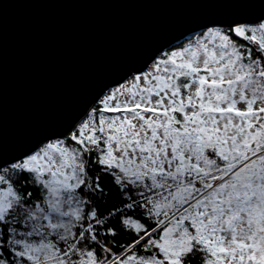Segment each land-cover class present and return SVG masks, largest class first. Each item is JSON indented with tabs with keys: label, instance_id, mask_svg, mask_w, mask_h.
Here are the masks:
<instances>
[{
	"label": "rangeland",
	"instance_id": "1",
	"mask_svg": "<svg viewBox=\"0 0 264 264\" xmlns=\"http://www.w3.org/2000/svg\"><path fill=\"white\" fill-rule=\"evenodd\" d=\"M244 31L246 43L254 40L261 44V52L258 53L264 58V23L245 25ZM181 47L173 57L167 59V63L159 60L160 65L132 75L138 78L129 79L126 85L124 81L123 86L108 90L107 95L97 102L96 108L100 109L98 114H102L100 123L103 131L109 134L110 140L120 144L113 148V162L134 168L139 177L148 167L150 174L157 177L158 172H171L175 164L180 163L184 170L200 175L193 182L202 181L208 187L189 203L197 200L193 208L183 211L181 215L180 211L184 208L172 209L164 201L153 203L161 191L149 192L135 201H128V210L133 204L142 209L153 205L155 209L163 210L159 214L152 206L153 210L143 211L147 218L157 224V228L165 227L163 237L167 241L163 250L168 257L166 264H182L180 251L192 238L203 241L210 249L214 259L208 264H264V86L257 94L251 92L250 69L242 63L241 58L245 52L241 53L237 44L222 30L197 32L183 39ZM198 69L210 70V77L197 75ZM259 72L263 76L264 71ZM189 77L194 78V84L189 89L196 93L191 102L201 105V110L190 108L191 119L186 132L168 129L164 138L163 133L157 130L148 144L144 126L146 90L143 82L148 83L152 93H156L161 92L160 87L171 82L176 84L175 79L182 82ZM179 81L176 82L181 85ZM196 95L203 98L201 102L195 101ZM93 116H87L76 129L93 130ZM255 123L263 128L250 132ZM129 138L133 140L132 149L123 151L124 140ZM92 139L96 140L92 137L89 141ZM63 140H49L33 154L0 170L12 169L13 165L20 163L17 169L30 171L37 184L45 189L48 206L34 204L30 208V218L39 227V232L46 227L52 232L55 223L63 231L72 221H76L74 216L79 214L73 200L77 186L82 182L81 153L75 148L67 150L71 157L68 163ZM253 141L257 147L254 150L250 149ZM144 149L149 153L145 161L141 155ZM204 152L213 156L209 163L215 162V156L220 159V165L206 170ZM10 168L0 173V217L17 201L9 185V178L13 177ZM53 170L61 174L63 180L54 176ZM202 171L205 172L201 174ZM190 175L188 173L186 177ZM71 179L72 185L69 183ZM187 183L183 181L176 188L184 184L188 186ZM163 188L162 191H165L166 186ZM64 192L70 194L66 201H61V193ZM184 221L193 225L194 233L191 230L185 233L184 230L182 236L177 232L176 228L182 227ZM83 229H90V226ZM83 229L80 230L83 232ZM82 232L74 241L56 247L57 253L53 259L70 257L78 248ZM38 237L44 239L41 235ZM46 244L49 245L48 242ZM47 245H26L28 256L36 260L34 264L60 263L44 257L49 247Z\"/></svg>",
	"mask_w": 264,
	"mask_h": 264
},
{
	"label": "water",
	"instance_id": "2",
	"mask_svg": "<svg viewBox=\"0 0 264 264\" xmlns=\"http://www.w3.org/2000/svg\"><path fill=\"white\" fill-rule=\"evenodd\" d=\"M258 23L264 0H0V170L49 140L76 142L101 97L173 44L215 27L243 40Z\"/></svg>",
	"mask_w": 264,
	"mask_h": 264
},
{
	"label": "trees",
	"instance_id": "3",
	"mask_svg": "<svg viewBox=\"0 0 264 264\" xmlns=\"http://www.w3.org/2000/svg\"><path fill=\"white\" fill-rule=\"evenodd\" d=\"M224 32L237 44L241 53L245 52L241 57L242 63L251 70H249L252 81L250 90L257 94L258 90L264 86V74L261 76L262 73L259 72L264 71V58L258 53L261 52L259 51L261 44L251 39L249 43H246V38L243 40L234 39L230 31ZM262 94L264 97V92ZM73 135L76 140L81 139L79 129H75ZM63 141L67 146H70V149L75 148L79 151L78 144H75L71 139ZM88 145L94 156L97 140L92 139ZM204 155L207 159L206 170L215 169L220 165L221 161L217 157L214 156L215 162L209 163V159H212L213 156H210L209 152H204ZM18 165L20 163L13 165L12 169L10 167L4 169L9 171L10 168V172H13L12 179L9 178V185L14 191L17 201L13 202L0 217V262L3 264H34L36 260L28 256L26 245H47L46 242L49 243L47 245L49 247L46 250V256H43L46 259L52 258L51 261H59L58 264H166L168 257L163 250L167 241L163 237L165 227L157 228V224L146 217L143 211L145 209L139 205L134 206L133 204L129 210L121 209V207L128 201H135L149 192L158 191L161 187L160 183L167 181V185L173 189L172 199L171 202L168 201V204L177 210L184 208L180 211L181 215L183 211L193 208L194 203L190 205L189 203L199 195L200 191L203 192L208 187L202 181L193 182V179L200 175L190 170H184L180 163L175 164V168L171 172H163L157 177L150 175L145 180L135 172L132 175V183L117 182L113 174L105 171L99 177L100 192H96L95 189L90 191L91 201L88 203L80 193L81 183L78 184L73 200L75 202L73 205L79 208V214L74 216L76 221H72V224L63 231L57 228L55 223L52 232L48 227L39 232V227H36L30 218L32 213L30 208H33L34 204L48 206L44 195L46 191L37 184L30 171L17 169ZM204 172L202 171L201 174ZM188 173L191 175L186 177ZM183 181H188V186L184 184L177 189L176 186L182 184ZM69 194L61 193V201H66ZM164 197L162 196V198ZM164 204L167 203L164 202ZM113 207H118V210L116 208V211L110 214L109 210ZM119 210L123 211L119 212ZM155 210L159 214L163 212V210ZM88 225H91L90 229H87L90 231L85 232L83 228ZM80 229H83V232ZM176 230L182 236L184 230H186L185 233L188 230L193 233L195 231L189 221H184L182 227L176 228ZM80 231L82 237L77 250L70 257L53 259L57 253L56 247L74 241ZM38 235L44 239L41 240ZM180 253L182 264H208L214 259L208 246L195 238H192Z\"/></svg>",
	"mask_w": 264,
	"mask_h": 264
},
{
	"label": "flooded vegetation",
	"instance_id": "4",
	"mask_svg": "<svg viewBox=\"0 0 264 264\" xmlns=\"http://www.w3.org/2000/svg\"><path fill=\"white\" fill-rule=\"evenodd\" d=\"M220 30L230 31L231 35L233 36V34L231 32L232 29H230V28H215V29L214 28H207V29L200 30V31H220ZM181 42H183V40L176 43V44H173L171 47L165 49L161 54H159L150 63V65L147 68L150 69L151 67L155 66L156 64L160 65L158 63L159 60H164V62L167 63L168 62L167 59L169 60V58L174 56V53L177 50L182 48ZM210 74H211V71H210ZM210 74L209 75H199V76H205V78H208V77H210ZM134 78L136 79V78H138V76H130L129 78H127L124 82L125 85L128 83L127 81L129 79L133 80ZM176 81H179V80L175 79V83L177 85L174 84V82H171V83H169V85H166L164 87H160L161 92H156V93H152L150 88H149L148 83L143 82V88H145V90H146V94H144V100H145V105H146L144 108V112L146 115L145 117L147 118V119L144 118V121H145L144 126L146 125L145 130H146L147 135H148V137H147L148 144L150 142H152L153 134L157 130H158V133H160V132L163 133L164 138L166 137V133H167L168 129L178 131L179 133L186 132L187 125L189 124L190 119H191L190 108L192 107L193 109H195L197 111L201 110V105H198L197 103L191 102L193 100V95L196 94L193 89H192L193 92H192V90L189 89V87H191L194 84V78L189 77V78H186L185 80H183L182 82L179 81V83L181 85H179ZM124 83L120 86L118 85V86H115L111 89L114 90L116 88H119V87L123 86ZM178 88H179V90L180 89L181 90L178 91L177 90ZM167 90L170 92H167ZM106 95H107V93H106ZM202 99L203 98L198 96V95L195 96V101L201 102ZM95 106L97 107V105H95ZM95 106L93 107L92 112L89 114L92 116H93V114H95V116H93L94 117L93 121L95 122L94 129L93 130H91L90 128L82 129L80 131V138L81 139L74 142L75 144H78L79 152L81 153L82 182H81V187H80V193H81L83 199L87 203L91 201L90 200L91 195L89 193L90 191H92V190L94 191V189H95L96 192H100L101 188H100V184H99V182H100L99 177L101 175H103V173L105 171L109 172V174H113V176H114V178H116L117 182L121 181V182H128V183L133 182L132 175L135 173V171L133 170L134 168H131L129 166H125V165L121 164V162H117V163L113 162V160H114V158L112 156L113 148L119 147L120 144L116 143L115 140L114 141L110 140L109 134L105 133L103 131L104 128L101 126V123H100V119L102 118V114L101 115L98 114L100 112V109L95 108ZM179 112L184 115V118L182 115H180ZM151 114H153V115H151ZM168 117H169V120H168ZM179 119H181V122H179ZM96 121H99V124H96ZM93 131H94V133H92ZM111 132H113V131H111ZM92 134H94L95 136H93ZM118 136H121V135L118 134ZM92 137H95L97 140V149H96L94 156L91 154L90 149H89V145H88V143L90 142L89 139ZM124 141H125V145H124V147L122 146V150L124 151L125 149L126 150L132 149L133 140L131 138H129V139H125ZM158 143L160 145L164 144L163 142H158ZM57 148H59V147H57ZM255 148H257V147L255 144V141H253L250 145V149L254 150ZM69 149H70V146L66 145L64 150L66 151L68 163H69V160L71 159V157L69 156V154L67 152V150H69ZM60 150H62V149H60ZM141 155L143 156L144 161H145V159L148 157L149 153L147 152L146 149H144L143 152L141 153ZM108 160H110V162H106ZM113 163H115V164H113ZM149 168L150 167H148V170H145L144 174L141 175V177L144 180L149 178V176L151 175L149 172ZM119 169H121V170L119 171ZM94 171H95V173H93ZM163 172H166V171L158 172V175L163 173ZM138 174L140 175V173H138ZM60 180H63V178ZM93 185H95V188H93ZM160 186L161 187L158 191H161V195H160L161 201L164 200V202H166V203H168V201L171 202L172 191H173L172 187L167 185V181L161 182ZM164 186H166V190L162 191L164 189L163 188ZM162 196H165V197L162 198ZM128 204H129V202H126L121 208H125V206H127ZM170 207L172 209H175L171 205H170ZM116 208L118 210V207L111 208L109 210V213L113 214V212L116 211L115 210ZM88 226H91V225H88ZM87 231H90V230H85V232H87Z\"/></svg>",
	"mask_w": 264,
	"mask_h": 264
},
{
	"label": "built area",
	"instance_id": "5",
	"mask_svg": "<svg viewBox=\"0 0 264 264\" xmlns=\"http://www.w3.org/2000/svg\"><path fill=\"white\" fill-rule=\"evenodd\" d=\"M163 201H164V200H163ZM156 202H160V203L162 202V201H161V197H160V195L158 196L157 201H154L153 203L156 204ZM152 206H153V205H150L149 207H147V208L144 207V208H145L146 210H153V207H154V206H153V207H152ZM125 207L128 209L127 206H125ZM121 209H123V208H121ZM124 209H125V208H124Z\"/></svg>",
	"mask_w": 264,
	"mask_h": 264
}]
</instances>
